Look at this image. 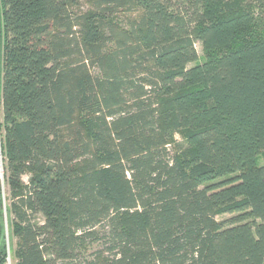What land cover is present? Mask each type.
I'll return each mask as SVG.
<instances>
[{"label": "trees", "instance_id": "16d2710c", "mask_svg": "<svg viewBox=\"0 0 264 264\" xmlns=\"http://www.w3.org/2000/svg\"><path fill=\"white\" fill-rule=\"evenodd\" d=\"M79 1L0 0L17 264H264V0Z\"/></svg>", "mask_w": 264, "mask_h": 264}, {"label": "rangeland", "instance_id": "374dc122", "mask_svg": "<svg viewBox=\"0 0 264 264\" xmlns=\"http://www.w3.org/2000/svg\"><path fill=\"white\" fill-rule=\"evenodd\" d=\"M91 6V2L90 0H80L79 3L76 5V7L74 8L75 13H82L85 12L87 10H89ZM117 20L118 22H120L123 25H126V23L128 22V19L130 17L134 18L137 17V13H127V12H121L119 13L117 16ZM76 30H78V28H76ZM196 49L198 51L199 54V60L198 62H201L204 59V54H203V50H202V46L200 42H196L195 44ZM2 51H3V33L2 30L0 28V80H1V71H2ZM196 63H190L188 66L191 67ZM93 72H96V68H92ZM1 95V92H0ZM1 136H2V127H1ZM178 139H180L179 136H177ZM1 152L4 156V153L2 151V147H1ZM4 160H5V156H4ZM259 162L262 164L264 163V159L262 157H259ZM3 165H5V163H3ZM5 170V169H4ZM30 174L29 172H27L24 176H23V180L24 182H27L29 180ZM5 179V177H4ZM4 188H5V194H6V210H7V223H8V232H9V237H10V242H11V247L13 249V255H14V264H17V256H16V246H17V237L14 234V217L11 211V200L9 198V188L6 184V180H4ZM3 200H2V209H3ZM229 215H221L218 216V219H224L227 218ZM33 220L35 222L41 223L43 221V218L40 214H35L33 215Z\"/></svg>", "mask_w": 264, "mask_h": 264}, {"label": "built area", "instance_id": "2783aa9c", "mask_svg": "<svg viewBox=\"0 0 264 264\" xmlns=\"http://www.w3.org/2000/svg\"><path fill=\"white\" fill-rule=\"evenodd\" d=\"M1 95H0V180L2 183L1 191H2V200H3V219H4V236H5V255H4V264H14V255L13 249L11 247L9 232H8V223H7V210H6V192L4 188V156L1 152V144H2V136H1V123H2V109H1ZM28 182V181H27ZM1 240H0V259H1Z\"/></svg>", "mask_w": 264, "mask_h": 264}]
</instances>
